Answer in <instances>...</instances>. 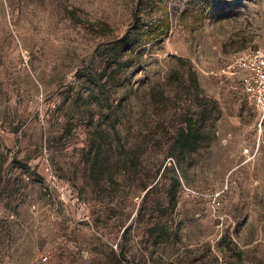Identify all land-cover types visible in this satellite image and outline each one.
<instances>
[{
  "label": "rangeland",
  "instance_id": "obj_1",
  "mask_svg": "<svg viewBox=\"0 0 264 264\" xmlns=\"http://www.w3.org/2000/svg\"><path fill=\"white\" fill-rule=\"evenodd\" d=\"M252 49L264 0H0V264H264V118L227 71Z\"/></svg>",
  "mask_w": 264,
  "mask_h": 264
},
{
  "label": "trees",
  "instance_id": "obj_2",
  "mask_svg": "<svg viewBox=\"0 0 264 264\" xmlns=\"http://www.w3.org/2000/svg\"><path fill=\"white\" fill-rule=\"evenodd\" d=\"M71 16L75 18V12L71 11ZM135 18L139 22V14L135 12ZM104 34L106 35V30L108 34L114 32L109 24H103L102 28ZM170 31V25L168 19H160L150 25H140V27H135L134 33H129L121 38L114 40L112 43L113 48L108 57L109 64L121 65V61L132 55L144 44L152 41H157L159 39L166 38ZM111 74H109L112 78ZM205 134L204 130L199 124L198 119L189 117L186 120L184 127H182L177 133L176 137L171 144V157H174L178 164L182 162V158L186 157L198 150V143L201 136ZM108 145V167L114 161V155H111V150ZM178 152V153H176Z\"/></svg>",
  "mask_w": 264,
  "mask_h": 264
},
{
  "label": "built area",
  "instance_id": "obj_3",
  "mask_svg": "<svg viewBox=\"0 0 264 264\" xmlns=\"http://www.w3.org/2000/svg\"><path fill=\"white\" fill-rule=\"evenodd\" d=\"M227 71L241 79L245 94L264 118V49L236 53Z\"/></svg>",
  "mask_w": 264,
  "mask_h": 264
}]
</instances>
